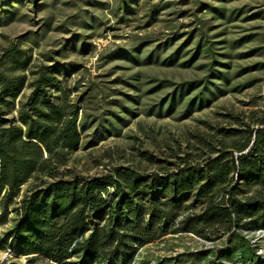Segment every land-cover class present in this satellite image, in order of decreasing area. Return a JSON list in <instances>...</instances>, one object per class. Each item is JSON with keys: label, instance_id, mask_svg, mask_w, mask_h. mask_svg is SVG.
<instances>
[{"label": "rangeland", "instance_id": "374dc122", "mask_svg": "<svg viewBox=\"0 0 264 264\" xmlns=\"http://www.w3.org/2000/svg\"><path fill=\"white\" fill-rule=\"evenodd\" d=\"M25 57L21 70L13 58ZM42 67L58 80L54 99L71 90L78 107L82 138L63 178L173 172L185 158L202 164L221 142L264 129V0H0V74L27 77L6 99L5 118L17 116ZM257 188L239 181L235 196L255 198ZM195 206L185 216L203 204ZM14 224L11 213L0 237ZM175 227L140 247L133 264H264V229L211 241ZM0 264L50 263L4 249Z\"/></svg>", "mask_w": 264, "mask_h": 264}, {"label": "trees", "instance_id": "16d2710c", "mask_svg": "<svg viewBox=\"0 0 264 264\" xmlns=\"http://www.w3.org/2000/svg\"><path fill=\"white\" fill-rule=\"evenodd\" d=\"M30 59L13 62L26 70ZM48 70L35 72L30 95L11 119L4 116L6 99L20 95L27 77L0 74V225L15 216L0 250L50 264H133L140 247L175 226L211 241L234 229H264V129H247L232 145L221 142L202 164L185 158L173 172L121 168L102 179H65L59 170L82 138L78 107L65 88L54 102L50 89L58 80ZM32 179L37 183L21 194ZM239 181L256 184L258 196L237 199ZM197 202L200 212L185 216Z\"/></svg>", "mask_w": 264, "mask_h": 264}]
</instances>
